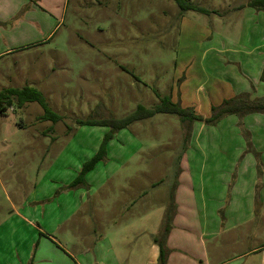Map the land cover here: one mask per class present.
<instances>
[{
    "label": "rangeland",
    "instance_id": "1",
    "mask_svg": "<svg viewBox=\"0 0 264 264\" xmlns=\"http://www.w3.org/2000/svg\"><path fill=\"white\" fill-rule=\"evenodd\" d=\"M185 1L209 14L186 13V19L203 28L187 25L182 36L180 11L172 0H65L59 14L54 8L47 12L49 25H40L41 30L30 26L35 34L30 39L51 27L49 39L0 58V93L35 89L61 117L56 124L39 120L43 110L36 102L2 104L0 264H12L14 257L31 261L33 228L60 247L51 244L55 252L50 255L64 256L65 250L85 264H145L190 146L189 163H205L206 172L199 175L195 166L196 174L183 190L194 194L198 215L193 223L197 226L199 220L204 226L208 260L264 264V196L246 221L235 209L239 197L254 187L239 184L230 203L236 176H229L228 184L221 175L216 182L206 176L210 163H239L231 160L229 150L236 145L235 136H202L200 145L193 144L192 126L188 129L177 116L157 114L116 133L106 145V157L84 183L69 187L109 130L79 126L77 120L122 119L138 106L154 108L172 91L178 100L186 80V95L193 96L203 79H218L219 52L231 46L227 40L237 42L242 28L232 7L245 0ZM236 127L244 156L252 139L240 118ZM209 142L214 144L211 152ZM263 189L256 184L255 195ZM234 218L244 222L233 225Z\"/></svg>",
    "mask_w": 264,
    "mask_h": 264
},
{
    "label": "crops",
    "instance_id": "2",
    "mask_svg": "<svg viewBox=\"0 0 264 264\" xmlns=\"http://www.w3.org/2000/svg\"><path fill=\"white\" fill-rule=\"evenodd\" d=\"M64 2L65 0H0V58L16 49L40 44L49 39L52 33L51 27L49 30L46 28L42 29L43 31L46 29L47 34H43V36L36 34L34 39H30L35 35L33 27L30 26L34 24L40 27V25L48 24L47 12L51 13L52 11L49 9L54 8L56 9L55 12L59 14ZM247 2L248 0H245L243 3L238 4V6L232 7L233 11H236L234 19L242 28L239 31L237 42H229L227 40L231 46H226L225 50H222L221 53L219 52L222 58L217 60L220 62L221 68L218 79H211V81H208L206 78L203 79V82L194 89L193 96L186 95V85L184 84L186 80L180 86L181 90L177 93L178 100L174 99L173 91L170 93L169 96L172 103L178 102L181 108L193 109L196 115L208 118L211 107L219 106L224 100H229L238 95H248L250 100H264V81L261 80V75L264 71V12L256 11L246 6ZM186 13L180 15L179 35L182 36H184L187 25L203 28L186 19ZM196 31L202 30L197 29ZM225 53L235 57L234 60H231L232 58H225ZM203 84L205 88L208 85L211 86L208 92L204 90ZM238 118L233 115L227 116L215 126H206L202 123L193 122L189 128L192 126L196 132L193 135V144L198 143L200 145L202 136L208 139L216 137L218 134H229L237 138L236 145L231 146L229 150L232 152L231 160L239 163H213V165L210 163L206 176H214L216 182L218 175H221L222 178L219 177V179H223L226 184L231 180L229 176L233 174L236 176L230 203L235 202L234 193L239 184L249 182L254 187V190H251L252 187L248 189L250 191L246 192L247 196L239 197L240 204H235L236 207L238 206L235 209L236 215H241L244 217V220L248 221L252 218V212L256 209L255 201L257 202L258 200V204H263L261 201L263 200L264 189L255 195V185L258 184L261 188L264 187V136H262L264 132V114L255 113L240 118L245 130L252 139L250 153L244 156V141L239 137V130L236 127ZM213 145V143L209 144L210 152L212 151V147H214ZM190 152L191 146L179 164L178 186L174 194L175 212L165 243L168 250L166 264H211L204 248V226L199 223V220L197 226L193 223V221H197L198 215L194 194L189 190H183V186L188 184V181L190 182L193 174H196L193 171L195 166L199 170L197 171L199 175H203L206 172V167H203L205 163H199V167L196 163H189L190 159H187V155ZM226 152L228 153V150ZM245 160L250 162L252 160L253 163H243ZM241 161L243 162L241 163ZM243 204H245V207H243ZM252 204H254V207ZM244 220L242 222H235L234 218L233 225L241 224ZM225 224L227 226L231 225L228 222H225ZM223 228L225 231L229 230V227ZM33 232L36 240L32 241V246L35 244L36 249L32 258V264L86 263V260L82 257L72 256L65 250H62L64 256L50 255V251L55 252L51 248V244H54L59 249L60 247L53 240L43 236L40 228H33ZM145 256V264H157L159 248L153 241L150 243L147 255ZM28 260L29 257H27L26 262H21V260L14 257L12 264H28ZM116 263L118 264V262ZM99 264L103 263L99 262Z\"/></svg>",
    "mask_w": 264,
    "mask_h": 264
},
{
    "label": "trees",
    "instance_id": "3",
    "mask_svg": "<svg viewBox=\"0 0 264 264\" xmlns=\"http://www.w3.org/2000/svg\"><path fill=\"white\" fill-rule=\"evenodd\" d=\"M179 8L180 15L192 11L199 14L208 15L209 13L185 0H172ZM256 11L264 12V0H248L247 5ZM261 80L264 81V71L261 75ZM158 96V94H157ZM12 100H16L21 107L25 103L36 102L43 110V115L39 118L42 121H50L56 124L61 120V117L53 113L45 102L42 94L32 88L24 89H8L0 93V114L4 112L3 103L11 104ZM264 114V100L255 99L250 100L248 95H238L229 100H224L219 106L211 107L210 116L204 118L196 115L193 109H183L179 103H172L170 96L160 98V102L154 108L147 109L138 106L135 111L122 119H103V120H77L76 124L79 126L88 127H104L108 128V132L104 135L103 140L95 153V155L86 163H84L74 181L69 187L74 188L84 183L85 175L90 172L97 163L104 160L106 157V145L111 141L116 133L129 128L133 123L150 119L157 114L174 115L188 123V128L191 123L198 122L206 126H215L220 120L227 116H236L242 118L249 114ZM174 196L170 197L168 209L166 210L162 228L159 235L153 238V243L159 248V256L157 264H166L168 250L166 249V239L171 229V222L174 216ZM29 264H32V259Z\"/></svg>",
    "mask_w": 264,
    "mask_h": 264
}]
</instances>
